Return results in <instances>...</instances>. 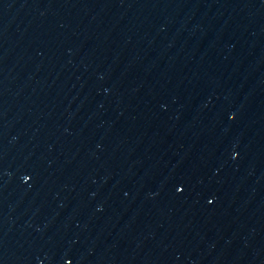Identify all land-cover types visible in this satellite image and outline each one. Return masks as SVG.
Returning a JSON list of instances; mask_svg holds the SVG:
<instances>
[{
    "label": "water",
    "instance_id": "1",
    "mask_svg": "<svg viewBox=\"0 0 264 264\" xmlns=\"http://www.w3.org/2000/svg\"><path fill=\"white\" fill-rule=\"evenodd\" d=\"M0 264H264V0H0Z\"/></svg>",
    "mask_w": 264,
    "mask_h": 264
}]
</instances>
